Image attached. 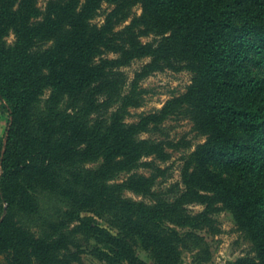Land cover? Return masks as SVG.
Masks as SVG:
<instances>
[{
	"label": "trees",
	"instance_id": "16d2710c",
	"mask_svg": "<svg viewBox=\"0 0 264 264\" xmlns=\"http://www.w3.org/2000/svg\"><path fill=\"white\" fill-rule=\"evenodd\" d=\"M38 1L0 0V102L11 118L0 138V264H63L74 246L72 224L80 221V229L81 213L96 208L113 213L123 232L94 229L114 264H146L132 241L158 264H178L179 234L168 225H207L221 204L258 251L257 262L242 264H264V0H52L44 11ZM104 4L114 9L99 26ZM136 5L141 18L117 31ZM11 30L14 46L5 42ZM143 59L150 63L136 73L134 89L162 68L189 71L192 84L182 99L129 125L123 69ZM183 102L197 107L207 140L183 170V189L175 185L168 195L154 190L155 177L137 172L149 166L146 157L169 160L165 144L140 136ZM100 160L99 168L88 166ZM37 188L71 206L39 238L11 214L36 213ZM192 204L205 211L188 214Z\"/></svg>",
	"mask_w": 264,
	"mask_h": 264
},
{
	"label": "rangeland",
	"instance_id": "374dc122",
	"mask_svg": "<svg viewBox=\"0 0 264 264\" xmlns=\"http://www.w3.org/2000/svg\"><path fill=\"white\" fill-rule=\"evenodd\" d=\"M52 0H39L37 7L44 11L46 5ZM114 6L104 4L98 13L95 24L101 26L105 22L108 12L112 11ZM130 18L116 27L117 31L123 30L129 26L135 18L140 19L142 8L140 5L130 6ZM154 36L143 37L140 42L150 43ZM16 34L11 30L5 37V42L9 46L16 43ZM108 57L114 58L113 54L107 53ZM150 63V59L137 60L131 66L123 69L127 85L124 94L129 96V106L126 108L124 122L129 125H135L148 115L159 113L168 103L182 99L192 84V74L187 70L176 71L171 68H162L151 72V74L137 82V88L134 89L136 73ZM49 95V93H47ZM116 103L109 112L110 117L120 106ZM197 107L194 103H175L167 119L157 127L151 126L148 132L143 133L142 139L151 140L165 144V152L170 155V159L163 161L156 156L146 157L143 162L149 166L141 167L137 172L147 177H155L156 192L168 193L173 195L178 192V187L182 185V173L188 163H191V157L196 152L200 144L205 143L207 136L200 130L197 123ZM10 114L5 105L0 102V138H6L10 127ZM100 160L91 163L88 166L97 169L102 165ZM161 172H160V171ZM126 175H121L119 182L124 180ZM38 210L33 214H25L17 210H11L14 221L23 230L29 232L35 237H43L49 233L48 224L58 220L62 214L68 212L71 208L70 203L60 195L43 188H37L34 193ZM128 198L136 201H146L148 198L126 193ZM2 205L7 207V204ZM1 206V203H0ZM220 209L216 214L210 216V222L207 225H201L198 228H178L174 225H168L171 230H176L179 234L172 239L178 241V264H242V261H258V251L249 236L238 224L235 214L225 205H219ZM188 214L192 216L199 215L205 211L202 205H189L186 207ZM80 218L87 219L86 225L80 226L79 222L72 224L70 230L71 241L74 246L71 252L66 253L63 264H114L110 257L109 250L104 244L98 242V236L94 234L97 226L106 228L116 234L123 232L117 228V221L113 213L100 211L99 209L85 210ZM88 225V226H87ZM171 230L169 231L171 233ZM133 253L146 264H158L154 257L144 249L139 242H129ZM64 252L62 253V255ZM76 258H78L76 260ZM4 258H0V263Z\"/></svg>",
	"mask_w": 264,
	"mask_h": 264
}]
</instances>
